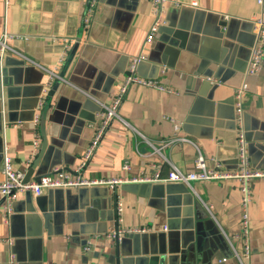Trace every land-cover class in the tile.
<instances>
[{
	"label": "crops",
	"instance_id": "crops-1",
	"mask_svg": "<svg viewBox=\"0 0 264 264\" xmlns=\"http://www.w3.org/2000/svg\"><path fill=\"white\" fill-rule=\"evenodd\" d=\"M174 1L163 5L164 23L145 42L153 22L148 0H97L86 31L84 0H0V35H12L7 45L36 63L9 51L2 58L0 181L2 143L20 171L29 159L32 167L39 153L30 158L34 137L38 148L43 140L46 147L31 178L54 167L76 168L98 111L83 93L110 106L131 59L140 55L137 75L178 94L131 86L117 112L122 121H111L82 172L85 179L151 177L156 170L164 178L168 163L188 173L198 154L209 168L218 163L234 170L240 129L249 135L251 167L264 170V63L247 81L240 124L233 119L232 101L253 21L264 20V0L260 5L257 0ZM39 66L55 69L66 83L54 81L37 112L39 89L47 79ZM174 125L187 141L165 146ZM125 164L128 171L122 170ZM190 187L127 183L113 189H51L39 197L19 194L8 223L0 201V264H7L12 252L16 264H239L221 233L239 232V184L220 180ZM251 197L249 257L243 264H264V179L254 180ZM116 198L124 206L123 227L143 230L122 244L105 237L114 227ZM87 243L91 246L84 251ZM232 244L242 255L243 243Z\"/></svg>",
	"mask_w": 264,
	"mask_h": 264
},
{
	"label": "built area",
	"instance_id": "built-area-1",
	"mask_svg": "<svg viewBox=\"0 0 264 264\" xmlns=\"http://www.w3.org/2000/svg\"><path fill=\"white\" fill-rule=\"evenodd\" d=\"M150 3V13L153 17V22L147 32L145 42H151L159 27L164 23V4L172 3L174 0H148ZM260 5L262 0H257ZM7 4V2H6ZM85 13L82 18V29L85 31L89 29L93 13L95 11L97 0H84ZM252 34L254 35V43L250 48L249 56L246 61L244 70L241 73L239 83L233 91V106L235 123L242 122L243 115V102L246 98L248 91V79L255 76L261 69L264 63V20L261 17H257L253 21ZM14 37L5 31L0 35V66L2 64V58L5 56V52L9 51L11 54L19 57L23 61H30L24 55L15 51L7 45V40L13 39ZM19 39H25L19 37ZM143 56H136L131 59L128 65L126 75L121 83V87L114 98L113 103L110 106L105 105L102 102L97 101L91 95L83 93L89 99H91L97 106L98 111L94 115V123L90 124L93 129L92 137L82 155L81 162L71 172L67 171L63 167H54L48 174L30 178L29 181L23 182L25 173L29 168L31 160L25 162L24 170H16L11 162L8 155V149L5 145L2 146V180L0 181V201L1 210L3 213V219L5 223L9 222V216L12 213V205L16 201L19 194L29 193L33 197H39L46 190L51 189H68V188H80V187H91V186H108L113 189L118 185L127 183H174L183 184L190 187L191 182H207V181H220V180H231L236 181L239 184V206H240V219H239V232L231 236L226 235L221 231L223 238L229 245L232 257L239 263L243 264V260L249 257V246H248V234L250 230V204H251V187L254 180L264 179V170L253 169L250 165L247 142L244 138V132L242 129L236 134V157L237 167L234 170H223L222 166L218 163L214 164L213 167L209 168L204 161L203 157L198 154L194 160V171L183 173L176 166L171 163L169 164V171L166 177L162 178L158 170L154 174L149 176L141 175L134 179H110L104 180H88L82 175L84 168L91 159L93 153L97 149L101 139L105 135L108 127L112 120L122 121L118 115V109L123 101L124 95L131 86H139L142 88L153 89L160 93L177 95L178 93L173 89L168 88L160 84L154 79H142L137 73L136 69L138 64L143 60ZM38 66V65H37ZM40 67V66H39ZM41 70L47 73V79L44 85L41 86V91L38 96V105L36 107L37 112L40 111L46 92L50 85L54 81L65 82L58 73L54 70H46L40 67ZM66 83V82H65ZM68 83V82H67ZM69 84V83H68ZM97 103H96V102ZM165 120L172 121V119L165 117ZM39 118L37 114H34L32 122L36 126ZM180 126L174 125V133L171 140L165 143V146L171 145L178 141H187L185 138L179 136ZM141 136V135H140ZM142 137V136H141ZM143 138V137H142ZM38 149V139L34 137L32 142V151L30 158L34 156ZM156 152L158 150L154 149ZM122 170L128 171L129 166L123 165ZM208 209V207H206ZM123 211L124 206L120 199L116 198L113 208L114 213V227L108 231L105 237L111 240L113 243L119 244L122 239L131 233L143 232V230L129 229L123 227ZM240 241L243 243V254L240 255L236 252L233 247V241ZM90 243L84 248V251L89 250ZM223 261H225L223 259ZM7 264H16L15 256L11 253L8 257Z\"/></svg>",
	"mask_w": 264,
	"mask_h": 264
},
{
	"label": "water",
	"instance_id": "water-1",
	"mask_svg": "<svg viewBox=\"0 0 264 264\" xmlns=\"http://www.w3.org/2000/svg\"><path fill=\"white\" fill-rule=\"evenodd\" d=\"M254 35L252 34V40H251V42H250V44L248 45V56H249V52H250V48L252 47V45H253V43H254ZM247 59H248V57H247ZM7 60H6V58H5V64L7 63L6 62ZM247 61V60H246ZM16 62H19V65H21L22 63H23V61H16ZM240 73H242L241 71H240ZM1 75H2V71H1V68H0V84L1 85H5V83H6V81H4V79L2 80V82H1ZM40 91H41V88L39 89V93H38V95L40 94ZM232 101H233V98H232ZM242 118H243V115H242ZM233 119H235V116H234V108H233ZM42 116H40V131H41V133H42ZM2 131V127H1V130H0V133H2L1 132ZM244 132V138H245V141L247 142V141H249V135L247 134V133H245V131H243ZM2 146H3V143H2ZM45 147H46V142H44V140H43V142L41 143V145H40V147L38 148V150H39V153H37L36 154V156H35V158H36V160L34 161V165H36L37 164V161L41 158V156L43 155V152H44V150H45ZM1 160H2V149H1ZM32 166V167H30L27 171H26V173H25V177H24V179H23V182L25 183V182H27V181H29L30 180V178H31V176H32V174H33V169H34V167L35 166ZM51 171V170H50ZM124 185V184H123ZM180 185H182V186H184L185 187V185H183V184H180ZM135 186H137V185H135ZM27 195H29V196H31L29 193H26ZM14 210H13V207H12V213H11V215L9 216V220H10V218H11V216L13 215V212ZM134 234H139V233H131V234H128L127 236H125L123 239H122V241L119 243V244H122L123 242H124V240H125V238L126 237H129V236H131V235H134ZM12 252V251H11ZM13 254H14V252H12Z\"/></svg>",
	"mask_w": 264,
	"mask_h": 264
}]
</instances>
